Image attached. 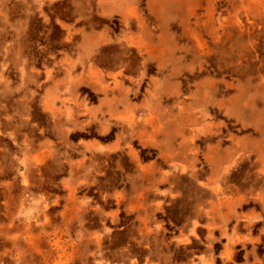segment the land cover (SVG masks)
Here are the masks:
<instances>
[{
    "label": "rangeland",
    "instance_id": "374dc122",
    "mask_svg": "<svg viewBox=\"0 0 264 264\" xmlns=\"http://www.w3.org/2000/svg\"><path fill=\"white\" fill-rule=\"evenodd\" d=\"M67 258L264 264V0H0V264Z\"/></svg>",
    "mask_w": 264,
    "mask_h": 264
},
{
    "label": "bare ground",
    "instance_id": "6f19581e",
    "mask_svg": "<svg viewBox=\"0 0 264 264\" xmlns=\"http://www.w3.org/2000/svg\"><path fill=\"white\" fill-rule=\"evenodd\" d=\"M121 115V114H120ZM128 119H130V118H128ZM127 119V120H128ZM122 120H124V119H122ZM126 120V119H125ZM131 120V119H130ZM125 122V124H126V121H124ZM128 122V121H127ZM228 192V191H227ZM98 241V240H97ZM99 242V241H98ZM63 253V252H62ZM71 255V254H70ZM66 256H68V255H65V257ZM63 257V256H62ZM69 257V256H68ZM209 260V259H208ZM69 261V258H67L64 262H57V264H67V263H69L68 262ZM212 262V261H211ZM210 264V263H209Z\"/></svg>",
    "mask_w": 264,
    "mask_h": 264
}]
</instances>
